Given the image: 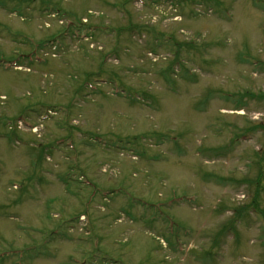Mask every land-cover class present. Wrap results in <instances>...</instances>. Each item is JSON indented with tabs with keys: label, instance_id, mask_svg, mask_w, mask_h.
<instances>
[{
	"label": "rangeland",
	"instance_id": "obj_1",
	"mask_svg": "<svg viewBox=\"0 0 264 264\" xmlns=\"http://www.w3.org/2000/svg\"><path fill=\"white\" fill-rule=\"evenodd\" d=\"M138 1L0 0V264H264V0Z\"/></svg>",
	"mask_w": 264,
	"mask_h": 264
},
{
	"label": "bare ground",
	"instance_id": "obj_2",
	"mask_svg": "<svg viewBox=\"0 0 264 264\" xmlns=\"http://www.w3.org/2000/svg\"><path fill=\"white\" fill-rule=\"evenodd\" d=\"M239 113H242V111H239ZM30 129H31V131L33 133H36L37 132V129L35 128V126H32V128H30ZM80 219H82V217H80Z\"/></svg>",
	"mask_w": 264,
	"mask_h": 264
}]
</instances>
